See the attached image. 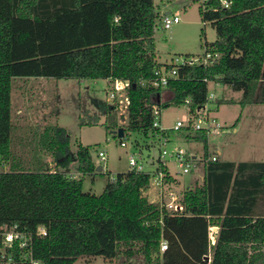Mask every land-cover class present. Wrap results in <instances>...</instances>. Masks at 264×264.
Segmentation results:
<instances>
[{
    "label": "trees",
    "instance_id": "16d2710c",
    "mask_svg": "<svg viewBox=\"0 0 264 264\" xmlns=\"http://www.w3.org/2000/svg\"><path fill=\"white\" fill-rule=\"evenodd\" d=\"M228 1V7L223 0L201 4L203 22L217 35L204 51L219 57L180 67L161 89L152 83L155 70L172 65L156 59L155 33L164 15L156 0H0V157L12 158L9 169L0 170V233L15 227L32 233V255L42 264L122 254L126 260L138 255L144 264H264V161L204 162L203 179L184 189L180 210H169L145 194L152 171L128 169L109 176L100 194L84 190L85 177L94 180L103 169L97 171L92 146L79 143L72 152L64 127L48 125L39 134L38 146L53 157L55 170L39 159L17 161L11 146L17 78L129 80L123 137L133 132L152 141L161 133L170 137V130L153 126L146 101L162 97V108L185 105L194 112L209 102L210 83H220L241 97L219 103L242 109L264 104V0ZM80 118L81 125L100 121ZM181 136L191 143L207 139L204 131L188 129ZM73 162L78 177L71 173ZM171 181L177 179L167 170L165 182ZM42 226L45 236L37 234ZM10 250L16 264H31L18 246Z\"/></svg>",
    "mask_w": 264,
    "mask_h": 264
},
{
    "label": "rangeland",
    "instance_id": "374dc122",
    "mask_svg": "<svg viewBox=\"0 0 264 264\" xmlns=\"http://www.w3.org/2000/svg\"><path fill=\"white\" fill-rule=\"evenodd\" d=\"M162 14L178 15L180 22L171 28L162 26L155 33V48L159 63H171L174 58L186 55H202L206 41L216 40V31L210 23H204L201 17L202 0H156ZM35 78V77H33ZM40 79L39 77H36ZM38 79L17 78L13 83V130L12 153L18 161L33 163L42 160L50 170L56 169V163L51 155L40 150L39 134L45 126H61L68 130L72 152L76 153L79 143L92 146V155L97 165L103 167V174L93 180L86 176L84 190L100 194L109 176L126 172L129 169V157L135 155L140 159L145 170L153 172L152 158H157L159 147L138 133H128L122 138L127 143L121 145V139L115 137L116 128L109 125L118 123L125 128L128 120V90L117 92L114 103L116 109L106 112L103 108L111 101L110 93L113 83L107 79H75L47 78L41 82ZM43 90V91H42ZM209 91L215 93V98L209 103L212 114L217 117L222 128L219 133H209L207 142L191 143L182 138L184 130L175 131L170 128L174 123L188 115L185 105H168L162 108L161 124L170 130L168 150L183 147L189 151L197 148L199 156L219 155L223 160L232 161H264V104L253 103L242 109L239 103H219L218 100L239 99L241 92H236L227 86L210 83ZM100 118L97 124H80L81 116L89 119L92 116ZM239 119V120H238ZM236 124V125H235ZM234 125H239V132L234 131ZM151 143L150 147L146 146ZM99 151L106 152V159L101 160ZM12 159V158H11ZM0 157V170L9 169L12 160ZM169 170L177 182H168L164 186V200L174 192L181 197L184 189L193 187L200 182L198 174H203V165L197 166L188 174L178 173V167L171 159L167 160ZM71 173L77 172V163L71 165ZM155 186L154 174L151 185L145 193L150 201L161 200L160 190ZM158 198V199H157ZM213 231V230H212ZM213 232H211V236ZM122 254L114 260L101 256L80 257L74 264H144L140 256L126 260Z\"/></svg>",
    "mask_w": 264,
    "mask_h": 264
},
{
    "label": "built area",
    "instance_id": "2783aa9c",
    "mask_svg": "<svg viewBox=\"0 0 264 264\" xmlns=\"http://www.w3.org/2000/svg\"><path fill=\"white\" fill-rule=\"evenodd\" d=\"M230 2L228 0H223V5L228 7ZM180 22L178 15L164 14L161 26L165 29L171 28L174 24ZM219 57V53H214L210 50L204 51L202 55H186L184 57H177L170 63L172 65L170 68L163 66L155 70V76L152 80V83L155 87L166 89L170 80L177 78L179 74V68L182 66H193V65H206L210 61L215 60ZM130 85L129 80L116 79L113 81V91L110 93L111 103H114L116 94L119 91L127 88ZM215 98V93L209 91V102L203 107L196 109L194 112H189L188 115L182 117V119L177 120L174 125L170 128L171 130L180 131L182 130H193V131H204L206 136L209 133H219V130L222 128V125L219 123L216 116L212 114V109L209 106V103ZM129 99V98H128ZM187 100L186 103H188ZM129 103V100H128ZM146 106L151 107L152 113L154 115L153 126L159 128L160 131L167 130L161 124V114L162 107L161 102L156 101H146ZM170 141V137L164 136L162 133L158 135L156 141H152L159 147V154L157 158H152L151 164L155 166L153 169V174L155 178V186L161 191L160 195L161 200L163 201L164 196V186L167 184L165 182V177L167 176V160L171 159L174 165L178 167V173L188 174L193 171L196 167L198 161L202 163L209 160L216 161L218 160V155H206L205 157L197 158L194 154L186 148L176 147L174 150H168L166 148L167 143ZM206 143L207 139H206ZM121 145L126 146L127 143L121 140ZM98 156L101 160L106 159V152L99 151ZM129 169L135 172L146 171L143 162L138 159L135 155H130L129 157ZM170 173V172H169ZM171 175V174H170ZM165 206L169 210H180L181 206L179 204V197L176 193L171 192L168 194V200H164ZM37 234L40 236H45L47 230L45 227H39ZM32 233H26L19 231L15 228L11 230H6L0 233V264H16L12 251L10 250L13 246H18L20 250L23 251L22 260L28 261L31 264H42L41 261L35 260L32 255ZM166 241H163L161 244V250L164 251L167 249Z\"/></svg>",
    "mask_w": 264,
    "mask_h": 264
},
{
    "label": "crops",
    "instance_id": "0c3cea01",
    "mask_svg": "<svg viewBox=\"0 0 264 264\" xmlns=\"http://www.w3.org/2000/svg\"><path fill=\"white\" fill-rule=\"evenodd\" d=\"M29 78H31V79H38V78H33V77H29ZM40 79H38V80H40L41 82H43V81H46V80H48L47 78H49V77H39ZM77 81H85V79H82V80H77ZM109 82H110V80H108ZM217 84H220V83H217ZM43 91V90H42ZM163 95L166 97L167 96V94H165V93H163ZM163 96V97H164ZM164 98H162V97H160V98H157V100L159 101V102H162V100H163ZM110 104H112L111 103V101L109 102ZM239 120V119H238ZM236 125V124H235ZM234 125V131L237 133V132H239V125H237V126H235ZM206 142V141H205ZM193 143H196V142H193ZM191 151V150H190ZM193 154H194V156H196L197 158H200V157H202V156H199V151H198V149L197 148H194V149H192V151H191ZM219 155H220V152H219ZM218 155V157L220 158V156ZM221 159V158H220ZM232 161V160H231ZM248 161H255V160H248ZM236 162H240V161H236ZM197 166H201V165H203V167H204V163H202L201 161H198L197 162V164H196ZM196 166V167H197ZM155 168V167H154ZM168 169H169V167H168ZM203 170H204V168H203ZM169 172H170V174H171V176H173L175 179H176V177L174 176V174H172L171 173V171L169 170ZM199 175V177L201 178V179H203V174H198ZM157 190H159V189H157ZM158 199V198H157ZM215 228V227H214ZM217 228V227H216ZM218 229L219 228H217V231H218ZM213 230V229H212ZM217 231H212L213 232V235L211 236L212 238H214V236H215V234H216V232Z\"/></svg>",
    "mask_w": 264,
    "mask_h": 264
},
{
    "label": "water",
    "instance_id": "95a60500",
    "mask_svg": "<svg viewBox=\"0 0 264 264\" xmlns=\"http://www.w3.org/2000/svg\"><path fill=\"white\" fill-rule=\"evenodd\" d=\"M116 132H118L120 137H123V135H124L123 128H120L118 131H115V130L113 131V133H116ZM102 169H103V167L101 165H99L98 168H97V171L100 172ZM213 231H217V228L216 227L213 228ZM206 259L209 260V257L206 256Z\"/></svg>",
    "mask_w": 264,
    "mask_h": 264
}]
</instances>
